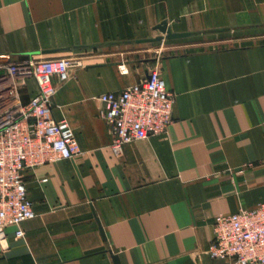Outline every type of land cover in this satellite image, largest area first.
<instances>
[{"label":"crops","instance_id":"0c3cea01","mask_svg":"<svg viewBox=\"0 0 264 264\" xmlns=\"http://www.w3.org/2000/svg\"><path fill=\"white\" fill-rule=\"evenodd\" d=\"M163 20L191 35L146 56ZM0 54L82 62L52 78L80 152L23 171L35 216L5 228L0 264H233L207 250L217 214L264 202V0H0ZM152 68L173 122L116 156L96 96Z\"/></svg>","mask_w":264,"mask_h":264},{"label":"built area","instance_id":"2783aa9c","mask_svg":"<svg viewBox=\"0 0 264 264\" xmlns=\"http://www.w3.org/2000/svg\"><path fill=\"white\" fill-rule=\"evenodd\" d=\"M81 63L73 56L35 59L0 54V246L8 225L17 227L16 237H23L21 222L35 216L23 171L71 160L80 152L68 122L52 114L56 90L52 78L65 81L70 68ZM118 69L127 72L123 62ZM28 78L35 81L36 93L25 97ZM96 100L100 103L98 115L107 125L110 148L116 156L121 155L125 144L163 134L173 122L175 94L167 89L155 68L127 87L102 92ZM207 255L229 259L233 264H264V202L217 214Z\"/></svg>","mask_w":264,"mask_h":264},{"label":"water","instance_id":"95a60500","mask_svg":"<svg viewBox=\"0 0 264 264\" xmlns=\"http://www.w3.org/2000/svg\"><path fill=\"white\" fill-rule=\"evenodd\" d=\"M154 29L158 30L159 35L155 37H148V38H142L137 40L138 42H151V41H159L164 38L166 39H176V38H182L187 37L191 35V32H175L172 31V29L169 27L167 20H163L160 23H158L156 26H154ZM115 264H119V260L117 256H113Z\"/></svg>","mask_w":264,"mask_h":264},{"label":"rangeland","instance_id":"374dc122","mask_svg":"<svg viewBox=\"0 0 264 264\" xmlns=\"http://www.w3.org/2000/svg\"><path fill=\"white\" fill-rule=\"evenodd\" d=\"M182 39H162L159 41H151V42H147L145 45V52L144 53L146 56L150 55H163V54H167L173 51H176L177 48H174V45H171L173 42H179Z\"/></svg>","mask_w":264,"mask_h":264}]
</instances>
